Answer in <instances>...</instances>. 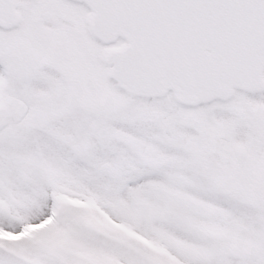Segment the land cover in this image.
<instances>
[{
  "label": "snow or ice",
  "instance_id": "1",
  "mask_svg": "<svg viewBox=\"0 0 264 264\" xmlns=\"http://www.w3.org/2000/svg\"><path fill=\"white\" fill-rule=\"evenodd\" d=\"M0 264H264V0H0Z\"/></svg>",
  "mask_w": 264,
  "mask_h": 264
}]
</instances>
